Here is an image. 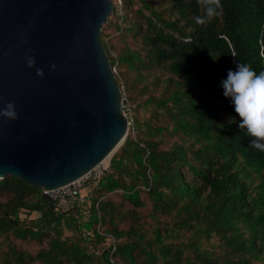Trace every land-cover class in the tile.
Returning a JSON list of instances; mask_svg holds the SVG:
<instances>
[{"label": "trees", "instance_id": "obj_1", "mask_svg": "<svg viewBox=\"0 0 264 264\" xmlns=\"http://www.w3.org/2000/svg\"><path fill=\"white\" fill-rule=\"evenodd\" d=\"M112 2L100 37L135 134L65 210L0 178V264H264V152L220 83L264 71V0H221L206 25L197 0Z\"/></svg>", "mask_w": 264, "mask_h": 264}, {"label": "water", "instance_id": "obj_2", "mask_svg": "<svg viewBox=\"0 0 264 264\" xmlns=\"http://www.w3.org/2000/svg\"><path fill=\"white\" fill-rule=\"evenodd\" d=\"M112 7L0 0V107L12 102L17 113L0 117V178L16 176L51 199L46 190L79 179L125 139L122 91L100 37Z\"/></svg>", "mask_w": 264, "mask_h": 264}, {"label": "clouds", "instance_id": "obj_3", "mask_svg": "<svg viewBox=\"0 0 264 264\" xmlns=\"http://www.w3.org/2000/svg\"><path fill=\"white\" fill-rule=\"evenodd\" d=\"M204 9L203 15H197L195 22L198 25H206L219 15L221 0H197ZM190 37L185 42H190ZM28 66L34 65L35 61L29 57ZM53 69L55 65L51 66ZM37 75L43 76V71L37 69ZM223 95L231 99L234 111L241 118L238 127L245 130V134L253 137L251 146L264 152V71L258 74L249 64L238 63L236 70L229 69L226 79L221 82ZM0 117L17 119L14 104L8 102L0 107ZM129 128V126H128Z\"/></svg>", "mask_w": 264, "mask_h": 264}, {"label": "built area", "instance_id": "obj_4", "mask_svg": "<svg viewBox=\"0 0 264 264\" xmlns=\"http://www.w3.org/2000/svg\"><path fill=\"white\" fill-rule=\"evenodd\" d=\"M131 106L124 92H122L121 108L123 113L127 116L128 126L131 125L132 120ZM105 167L106 164L100 163L79 179L55 189L46 190V193L50 196L51 200H53L55 208L58 210H65L75 202L84 203L87 201L89 195L86 186H88L90 182L95 183V180L100 176Z\"/></svg>", "mask_w": 264, "mask_h": 264}, {"label": "rangeland", "instance_id": "obj_5", "mask_svg": "<svg viewBox=\"0 0 264 264\" xmlns=\"http://www.w3.org/2000/svg\"><path fill=\"white\" fill-rule=\"evenodd\" d=\"M109 17V16H108ZM108 20V19H107ZM107 22V21H106ZM105 22V23H106ZM105 23H103V25H102V28H103V26L105 25ZM102 28H101V33H102ZM111 28L110 27H105L104 29H103V32H106V33H109V32H111ZM108 37H106V39H107ZM112 68H114V74L115 73H117V67H116V65L115 66H113ZM123 88H124V86H123ZM123 88L122 87H120V89H121V91L122 92H124V90H125V88H124V90H123ZM124 94H125V96L127 97V98H129V96L127 95V93L126 92H124ZM130 100V99H129ZM128 100V101H129ZM131 101V100H130ZM130 101H129V103H130ZM132 102V104L134 105V102L133 101H131ZM135 134V131L133 130V128H132V125H131V127H129L128 128V131H127V135H134ZM108 159L109 158H107L106 160H104L103 162H102V164H106L107 163V161H108ZM22 216H24V213H22L21 214ZM38 214L37 213H32L31 214V216L32 217H36ZM65 233H67L66 231H65ZM46 243V241H43V244H45ZM30 245H38V244H36V243H31Z\"/></svg>", "mask_w": 264, "mask_h": 264}]
</instances>
